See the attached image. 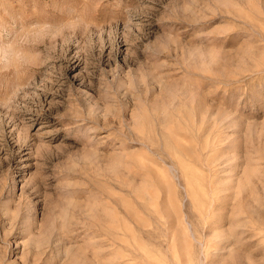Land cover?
<instances>
[{"label":"rangeland","instance_id":"rangeland-1","mask_svg":"<svg viewBox=\"0 0 264 264\" xmlns=\"http://www.w3.org/2000/svg\"><path fill=\"white\" fill-rule=\"evenodd\" d=\"M0 264H264V0H0Z\"/></svg>","mask_w":264,"mask_h":264},{"label":"bare ground","instance_id":"bare-ground-1","mask_svg":"<svg viewBox=\"0 0 264 264\" xmlns=\"http://www.w3.org/2000/svg\"><path fill=\"white\" fill-rule=\"evenodd\" d=\"M205 187V186H204ZM203 188V187H202ZM205 189V188H204ZM211 191H212V189H211ZM192 193H194L193 191H192ZM212 193V192H211ZM210 192H209V194H211ZM211 198V197H210ZM211 202H213V201H215V197H213V195H212V198H211V200H210ZM211 205V204H210ZM258 227V226H257ZM260 228V227H259Z\"/></svg>","mask_w":264,"mask_h":264}]
</instances>
